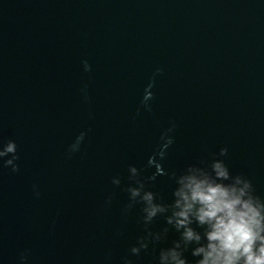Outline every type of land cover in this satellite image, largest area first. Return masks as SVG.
<instances>
[{
  "label": "water",
  "instance_id": "water-1",
  "mask_svg": "<svg viewBox=\"0 0 264 264\" xmlns=\"http://www.w3.org/2000/svg\"><path fill=\"white\" fill-rule=\"evenodd\" d=\"M0 61L74 141L86 133L80 148L128 198V165L150 177L172 125L166 173L227 147L232 172L264 196V0H0ZM173 186L146 181L160 202Z\"/></svg>",
  "mask_w": 264,
  "mask_h": 264
},
{
  "label": "clouds",
  "instance_id": "clouds-1",
  "mask_svg": "<svg viewBox=\"0 0 264 264\" xmlns=\"http://www.w3.org/2000/svg\"><path fill=\"white\" fill-rule=\"evenodd\" d=\"M83 64L85 71L91 70L87 60ZM160 71L162 69H156L157 73ZM154 84L153 77L141 100L142 106L149 111ZM174 127L172 125L161 133L159 150L147 159L146 167L155 169L150 177L141 179V170L128 165V179L134 182L126 188L130 201L128 208L142 205L145 227V234L137 238L130 253L138 256L141 250L148 249L149 243L165 240L170 226L178 238L159 249L157 264H264V196L257 194L248 177L232 172L224 159L228 154L227 147L220 148L209 161L189 164L180 172L166 173L161 161L174 142L171 135ZM85 135L81 132L76 137L70 152L79 150ZM19 159L16 141L0 140V166L17 172ZM160 175H169L173 182L169 202H160L157 194L146 187L147 180H155ZM112 183L120 185V177L113 176ZM33 189L38 196L36 185ZM108 199L110 201L111 197ZM158 216L163 217L166 226L152 231L149 226ZM189 251L194 260L185 255ZM19 258L21 264H26L27 251H22ZM124 264L132 262L125 257Z\"/></svg>",
  "mask_w": 264,
  "mask_h": 264
}]
</instances>
